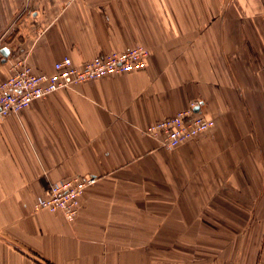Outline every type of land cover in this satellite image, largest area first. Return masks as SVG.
<instances>
[{
  "label": "crops",
  "instance_id": "obj_1",
  "mask_svg": "<svg viewBox=\"0 0 264 264\" xmlns=\"http://www.w3.org/2000/svg\"><path fill=\"white\" fill-rule=\"evenodd\" d=\"M137 46L144 70L0 120V264H264V0H0V82ZM193 103L207 133L146 134ZM76 177L73 223L34 211Z\"/></svg>",
  "mask_w": 264,
  "mask_h": 264
},
{
  "label": "built area",
  "instance_id": "obj_2",
  "mask_svg": "<svg viewBox=\"0 0 264 264\" xmlns=\"http://www.w3.org/2000/svg\"><path fill=\"white\" fill-rule=\"evenodd\" d=\"M149 56L147 48L137 46L123 53L98 56L80 65L74 64L70 57H65L55 63L52 73L36 72L26 60H6L8 78L0 82V120L20 114L33 102L55 92L144 70ZM213 126L214 122L200 114L197 104L193 103L189 109L155 123L146 134L159 140L164 149L171 151L196 140ZM96 182V177H76L52 184L47 196L35 200L34 211L62 214L68 222L73 223L81 209V197Z\"/></svg>",
  "mask_w": 264,
  "mask_h": 264
},
{
  "label": "water",
  "instance_id": "obj_3",
  "mask_svg": "<svg viewBox=\"0 0 264 264\" xmlns=\"http://www.w3.org/2000/svg\"><path fill=\"white\" fill-rule=\"evenodd\" d=\"M2 54L5 58L8 57V51L7 50H2Z\"/></svg>",
  "mask_w": 264,
  "mask_h": 264
}]
</instances>
